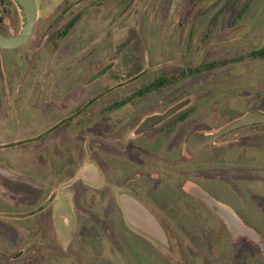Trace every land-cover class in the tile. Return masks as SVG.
Segmentation results:
<instances>
[{
	"label": "rangeland",
	"instance_id": "374dc122",
	"mask_svg": "<svg viewBox=\"0 0 264 264\" xmlns=\"http://www.w3.org/2000/svg\"><path fill=\"white\" fill-rule=\"evenodd\" d=\"M35 3L37 21L29 41L0 48L1 210L31 211L58 189L61 197L75 200L69 203L73 210L96 211L90 122L83 114L75 133L76 120L49 131L78 108L67 107L71 95L83 85L97 88L104 79H91L110 66L113 86L172 84L163 90L161 104L146 100V114L187 100L190 105L177 115L192 117L179 128L176 168L165 169L164 154L163 170H151L174 188L148 193L146 183L143 191L147 199L162 202L156 208L144 203L166 233L159 246L135 230L126 235L120 218L107 213L113 208L100 203L97 210L109 215L100 223H110L115 233L100 230L99 240L92 237L90 217L77 220L79 234L71 243L79 259L73 264H91L92 251L98 255L95 264H264V125L236 130L194 158L183 151L192 133H215L251 110L264 111V0H180L171 21L173 0ZM22 24L19 8L0 0V34L16 36ZM72 136L82 138L80 152ZM191 190L227 207L258 241L230 232ZM0 241V264L62 262L64 252L47 235H0Z\"/></svg>",
	"mask_w": 264,
	"mask_h": 264
},
{
	"label": "flooded vegetation",
	"instance_id": "af4514ba",
	"mask_svg": "<svg viewBox=\"0 0 264 264\" xmlns=\"http://www.w3.org/2000/svg\"><path fill=\"white\" fill-rule=\"evenodd\" d=\"M111 69L108 66L97 72L95 77L91 79V81L98 77L104 79L97 83V88L92 89L91 87L89 89L87 85H83L80 87V91L75 92V95H71L67 107L75 105L78 108L74 112L72 111L73 113L67 119L55 125L49 131L53 132L62 124L76 120L74 122L75 130L72 131V133H75L76 128L80 126L77 119L83 114H85L86 121L90 122L91 172L89 178H91L90 186L93 193L91 202L96 207V211L73 210L75 206L69 207V203L74 202L75 204V200L61 197L57 193L58 189H54L41 206L31 211L13 212L1 210L0 206V235L13 236L28 233L47 235L49 240L53 241L51 242L53 247L58 246L57 250L64 252V254L61 253L62 262L60 264H73L79 259L77 251L79 249L71 243L75 239L74 237L79 234L77 232L78 228L75 230L77 220L80 222L83 217H90L93 220L91 223L92 231H95L91 232L92 237L95 235L99 240V232L101 231L106 235H114V228L110 226V223L109 225L103 222L100 223L99 219H106L107 222L109 217L106 213L97 210L100 203L109 204L108 206L113 208V211L107 213H115L120 218V225L125 230L126 235H131L132 232L130 231L135 230L139 234H144L145 238L156 247L159 246L157 242L160 241L162 235L166 234L164 229L157 223L156 217L144 204L147 202L156 208L155 203L157 202L160 206L161 199L149 200L143 191H146V183H149L150 186L148 193L161 189L168 193V189L173 187L160 182L159 177L161 178L163 175L156 172L152 173L151 170L156 171L164 168L165 157L167 158L166 162H169L165 166L166 170L171 171L178 165L179 128L192 115H177V113L181 109L188 108L190 102L184 100L186 102H179L164 111H153L146 114L148 108L146 100L150 97L152 102L157 101L155 105L161 104L163 100L160 97L163 95V90L171 87L172 84L119 82L113 86L112 79L108 75ZM99 73L101 74L98 75ZM87 93L90 96L85 99ZM79 101L81 104L77 105L75 102L78 103ZM180 103L186 104L147 129L138 132L139 127L146 119L153 116L163 117L170 109ZM192 134L187 137L183 144L185 154L186 142ZM71 138L78 142L77 149L80 152L84 148L82 138L73 136ZM209 148H204L193 156L186 155L194 158ZM81 173L78 172L77 174ZM72 181L73 178L69 181V186L74 184ZM160 187L161 189H159ZM186 187L190 188L192 186ZM197 187L207 194L199 185ZM60 189L62 188L60 187ZM185 189L182 190L183 195L194 200ZM166 196L171 200L173 199V195L168 194ZM72 198L77 197L72 196ZM102 215H106V217H102ZM100 224L103 225L99 226ZM81 229L83 230L82 226ZM147 235H150L151 238L146 237ZM62 238H66V240L64 241ZM60 244L65 249H62ZM90 254L91 264H95L94 261H97L98 255L93 251Z\"/></svg>",
	"mask_w": 264,
	"mask_h": 264
},
{
	"label": "water",
	"instance_id": "95a60500",
	"mask_svg": "<svg viewBox=\"0 0 264 264\" xmlns=\"http://www.w3.org/2000/svg\"><path fill=\"white\" fill-rule=\"evenodd\" d=\"M20 10L22 16V28L19 34L13 37H4L0 35V48L5 49H15L20 46L25 45L32 36L34 31L35 23L37 21V5L35 0H11ZM180 0H173L171 10H170V21L174 16L176 8ZM99 73L98 75H100ZM185 103H180L177 106L170 109L163 117L153 116L146 119L138 129V132H141L147 129L154 123H157L161 119L171 115L175 111L179 110ZM264 125V111L251 110L244 114L242 117L230 122L226 126L222 127L215 133L201 134L194 133L192 134L186 142V154L193 156L204 148L213 147L215 142L236 130ZM18 143L13 144L12 146H17ZM11 147V146H10ZM191 194L199 198L217 217L222 219L225 225L229 228L230 232L234 234H240L252 238V240H257L256 237H252L253 233L244 228L240 223L238 218L229 210L227 207L222 206L221 204L211 200L207 195L202 193L200 190H191Z\"/></svg>",
	"mask_w": 264,
	"mask_h": 264
},
{
	"label": "trees",
	"instance_id": "16d2710c",
	"mask_svg": "<svg viewBox=\"0 0 264 264\" xmlns=\"http://www.w3.org/2000/svg\"><path fill=\"white\" fill-rule=\"evenodd\" d=\"M71 26H72V23H69L66 29H69ZM0 35H2V34H0ZM2 36H4V35H2ZM4 37H6V36H4ZM189 73L193 74L194 72H189ZM160 81L162 82V80H160Z\"/></svg>",
	"mask_w": 264,
	"mask_h": 264
}]
</instances>
